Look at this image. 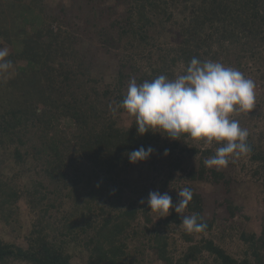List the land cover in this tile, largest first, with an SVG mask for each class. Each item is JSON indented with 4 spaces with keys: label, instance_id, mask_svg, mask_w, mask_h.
Listing matches in <instances>:
<instances>
[{
    "label": "trees",
    "instance_id": "obj_1",
    "mask_svg": "<svg viewBox=\"0 0 264 264\" xmlns=\"http://www.w3.org/2000/svg\"><path fill=\"white\" fill-rule=\"evenodd\" d=\"M70 1L74 12L61 0H0V39L13 65L0 73V222L18 231L23 209L31 221L18 233L23 242L0 237V264H82L77 252L85 264H264V227L241 234L247 248L236 257L201 190L224 191L232 217L238 166L264 189V133L249 128L251 152L217 169L204 161L220 145L141 136L118 107L131 79L175 78L193 57L240 72L254 60L264 88V0ZM98 54H110L109 76ZM255 101L258 111L264 92ZM140 147L154 151L130 163L127 153ZM185 187L194 195L183 215L199 214L203 232H186L173 209L161 217L140 203L159 191L176 204Z\"/></svg>",
    "mask_w": 264,
    "mask_h": 264
},
{
    "label": "clouds",
    "instance_id": "obj_2",
    "mask_svg": "<svg viewBox=\"0 0 264 264\" xmlns=\"http://www.w3.org/2000/svg\"><path fill=\"white\" fill-rule=\"evenodd\" d=\"M8 51L0 49V73H7L12 62L6 57ZM255 106V84L238 69L225 66L221 62L200 60L193 57L183 74L169 78L159 75L156 78L137 84L131 79L127 93L118 107L135 118L137 132L166 133L171 140H180L187 135L194 140L220 145L204 163L207 167L225 168L242 155H248L251 147L247 142L249 132L242 128L236 113H249ZM115 111V110H113ZM153 149L140 147L127 153L130 163L146 161ZM169 154L165 149L164 155ZM193 191L185 187L178 192L181 198L173 204L168 193L151 191L147 203L151 211L161 217L170 214V209L181 214V225L188 233H200L207 228L199 222V214L183 215L193 199Z\"/></svg>",
    "mask_w": 264,
    "mask_h": 264
},
{
    "label": "rangeland",
    "instance_id": "obj_3",
    "mask_svg": "<svg viewBox=\"0 0 264 264\" xmlns=\"http://www.w3.org/2000/svg\"><path fill=\"white\" fill-rule=\"evenodd\" d=\"M61 1L65 5H72L73 12L75 11V8H77L76 4H73L70 0ZM50 2L51 4L58 5V0H50ZM96 45L100 46L99 42L96 41ZM0 49H6L7 51H9V46L2 39H0ZM98 55L99 56L97 62L99 70L102 73L104 72L105 74H107L106 76H109V72L112 71V66L110 67V64L112 65V63H110L109 60L110 54L109 56L104 54ZM112 56L114 57V55ZM115 60L116 59H113L111 60V62L115 63ZM245 60L243 64V72H241L246 78L256 80V82L254 81L256 96L258 93L264 92V88H262L261 86L260 78L256 76V72H258V70L260 71V69L263 68L254 60H249L248 64L245 63ZM256 103L257 102L255 101V104ZM259 111H262L263 115L257 117ZM233 118L237 119L240 123V126L246 128L247 130L251 128V131H261L264 133V105L261 107L259 106L258 111H254V109H252L249 113L233 114ZM197 159L195 158L196 164H198ZM244 160H246V157L244 158ZM13 163L14 162L12 161V159H7L5 164L7 166V168H5L7 172L13 173ZM248 166L249 165H247V167ZM238 170L239 173L237 179H239L240 181L234 183L231 197V199H234V203L237 209L236 214L232 217L230 216L227 205L222 204L227 194L222 190H216V188L209 183L202 184L201 186V190L203 191L206 198V214L209 218L215 219L216 223L220 226L221 229L226 228V239L224 241V244L228 247V251H230L236 257L242 256L244 250L247 248L246 242L241 237V234L243 232H245V235H249L251 232L260 234L264 227V189H262V183L261 181L253 178L250 175L249 168L241 171L240 167L238 166ZM30 222L31 221L29 218V213L27 212V210L23 209V227L14 232L9 227H3V224H1L0 222V237L10 241H16L18 243L23 242V236L18 237V233L20 232L22 235L26 234L30 227ZM221 229H215L214 233L220 235ZM81 253L82 252H77V258H75V261H80V263L85 264L84 258H80L83 256ZM14 264L26 263L15 262Z\"/></svg>",
    "mask_w": 264,
    "mask_h": 264
}]
</instances>
